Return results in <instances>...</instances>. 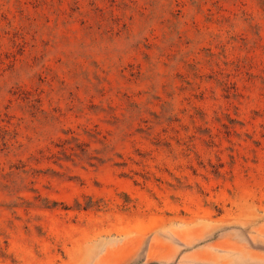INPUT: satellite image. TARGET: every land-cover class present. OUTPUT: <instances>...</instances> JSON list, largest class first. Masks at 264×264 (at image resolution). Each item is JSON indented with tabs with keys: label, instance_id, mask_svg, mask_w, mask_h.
I'll return each mask as SVG.
<instances>
[{
	"label": "rangeland",
	"instance_id": "obj_1",
	"mask_svg": "<svg viewBox=\"0 0 264 264\" xmlns=\"http://www.w3.org/2000/svg\"><path fill=\"white\" fill-rule=\"evenodd\" d=\"M0 264H264V0H0Z\"/></svg>",
	"mask_w": 264,
	"mask_h": 264
}]
</instances>
